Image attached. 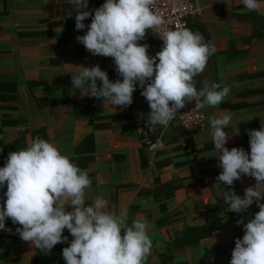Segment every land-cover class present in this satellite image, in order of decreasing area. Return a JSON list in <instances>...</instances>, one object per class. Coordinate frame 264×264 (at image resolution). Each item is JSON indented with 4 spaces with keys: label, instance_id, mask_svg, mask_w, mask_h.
<instances>
[{
    "label": "crops",
    "instance_id": "1",
    "mask_svg": "<svg viewBox=\"0 0 264 264\" xmlns=\"http://www.w3.org/2000/svg\"><path fill=\"white\" fill-rule=\"evenodd\" d=\"M193 1L202 7V16L188 28L217 49L203 73L194 77L196 87L216 82L230 85L231 91L216 108L203 109V131L184 135L172 127L150 167L139 141L148 104L139 85L133 103L124 109L102 98L81 99L72 88L71 75L81 65L99 64L110 81L120 78L112 58L93 56L77 42L87 28L75 29L73 5L68 0H0V167L17 150L5 152L13 140H21L20 148L37 136L56 144L88 172L92 186L86 190V204L103 196L107 211L128 209L129 225L147 218L153 242L147 264H230L235 239L244 234L237 221L243 217L247 223L259 211L254 202L246 214L229 212L221 198L232 187L243 197L255 179L242 176L234 186L216 187L221 169L209 117L230 112L232 120L224 130L231 138L225 146L250 152L248 131L264 123V15L247 12L241 0ZM95 2L89 0L83 10L101 6ZM84 23L89 25L91 17ZM138 43L150 46V56L159 51L149 30ZM4 192L6 186L0 188L3 201ZM5 227L11 232L0 230V264H66L62 250L72 239L67 229L63 235L68 242L45 255L19 237V225L6 219Z\"/></svg>",
    "mask_w": 264,
    "mask_h": 264
},
{
    "label": "clouds",
    "instance_id": "2",
    "mask_svg": "<svg viewBox=\"0 0 264 264\" xmlns=\"http://www.w3.org/2000/svg\"><path fill=\"white\" fill-rule=\"evenodd\" d=\"M68 2L77 10L75 29L87 28L76 37L77 42L93 56L112 58L120 77L110 81L99 64L77 66L80 70L71 75V84L80 91L81 99L102 98L104 103L124 109L133 103L139 85L150 108L146 123L166 126L188 102L194 101L199 109L216 108L229 95L230 85L206 81L199 90L196 87L194 77L203 73L217 51L199 31L177 22L159 35L163 44L155 56L148 54V44L138 43L148 30L165 23L154 8L155 0H105L94 12L83 10L89 0ZM241 3L247 12L264 15V0ZM89 17L91 23L86 25ZM231 120L230 112L209 117L221 169L215 185L219 189L221 184L234 186L242 176L254 178L255 185L246 187L243 197L232 187L223 188L221 198L229 212L244 213L254 202L259 211L247 223L243 217L237 221L244 234L235 239L230 264H264V123L258 130L248 131L250 152H246L242 147L225 146L231 136L224 129ZM5 186L0 230L11 232L5 227V220L10 219L19 225L15 230L19 237L45 255L57 244L68 242L63 235L67 229L72 239L62 250L66 264H147L153 246L147 218L134 219L129 225L128 209L107 211L108 200L103 196L86 204L92 180L56 144L37 136L27 147L9 152L0 167V188Z\"/></svg>",
    "mask_w": 264,
    "mask_h": 264
},
{
    "label": "built area",
    "instance_id": "3",
    "mask_svg": "<svg viewBox=\"0 0 264 264\" xmlns=\"http://www.w3.org/2000/svg\"><path fill=\"white\" fill-rule=\"evenodd\" d=\"M154 8L165 19L162 26L150 30L153 42L159 51L163 44L159 35L170 28H174L177 22L188 27L190 22L196 21L202 16V7L193 0H155ZM149 112L150 108L147 104L139 126V141L149 155L148 165L150 167L153 166L154 156L164 149V137L172 127H176L184 135L199 133L207 127V119L203 109L196 108L194 101L186 103L183 109L178 110L177 116L166 126L147 124ZM253 207L254 203L244 214L252 210Z\"/></svg>",
    "mask_w": 264,
    "mask_h": 264
},
{
    "label": "trees",
    "instance_id": "4",
    "mask_svg": "<svg viewBox=\"0 0 264 264\" xmlns=\"http://www.w3.org/2000/svg\"><path fill=\"white\" fill-rule=\"evenodd\" d=\"M105 1H101V0H96V4L97 5H102ZM150 31V30H149ZM22 146V142L20 139H16V140H13L12 142L8 143L6 146H5V152L7 151L8 148H15V149H19L20 147ZM13 151H16V150H13ZM3 200L0 199V204H3Z\"/></svg>",
    "mask_w": 264,
    "mask_h": 264
},
{
    "label": "water",
    "instance_id": "5",
    "mask_svg": "<svg viewBox=\"0 0 264 264\" xmlns=\"http://www.w3.org/2000/svg\"><path fill=\"white\" fill-rule=\"evenodd\" d=\"M96 8H98V7H91V8H89V11H93V12H94V10H95Z\"/></svg>",
    "mask_w": 264,
    "mask_h": 264
}]
</instances>
